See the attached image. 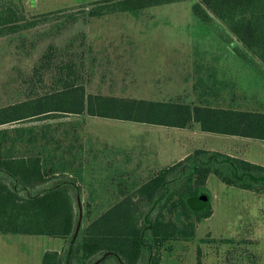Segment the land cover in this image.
I'll return each instance as SVG.
<instances>
[{"label": "trees", "instance_id": "trees-1", "mask_svg": "<svg viewBox=\"0 0 264 264\" xmlns=\"http://www.w3.org/2000/svg\"><path fill=\"white\" fill-rule=\"evenodd\" d=\"M186 1L205 28L211 30L214 22L222 24L229 37L219 33L221 40L227 46L236 45L231 51L264 78V0H101L87 5L86 11L88 18L115 13L137 16L151 7ZM84 9L27 19L21 0H0V39L37 27L79 22ZM207 77L208 82L198 77L202 90L194 104L89 93L85 84L63 83L57 91L0 108V234L48 236L66 242L61 252H44L40 264H160L164 244L193 239L196 224L212 215L210 175L228 186L264 192L263 166L196 149L127 191L85 226L81 221L75 234L82 190L77 180L39 156H11L2 151L14 144L7 128L1 127L48 113L178 129L197 125L207 133L264 140V113L214 105L210 99H218L225 85L213 73Z\"/></svg>", "mask_w": 264, "mask_h": 264}, {"label": "rangeland", "instance_id": "rangeland-1", "mask_svg": "<svg viewBox=\"0 0 264 264\" xmlns=\"http://www.w3.org/2000/svg\"><path fill=\"white\" fill-rule=\"evenodd\" d=\"M21 1L27 19L56 17L79 7L87 9L79 22L54 25L46 33L42 30V35L20 32L0 39L1 103L20 98L13 94V90L24 88L20 77H14L17 71H44L48 67L44 63L39 67L37 58L50 39L62 45L82 39L84 80L89 93L194 104L199 102L202 90L198 77L208 82V74L213 73L217 80L225 78L227 89L210 102L224 107L226 95L235 92L239 84L247 91L250 86L264 88V78L232 55L230 47L236 45L227 46L219 37V33H227L222 24L214 22L211 30L194 29L198 21L189 1L151 7L137 16L115 13L100 18H88L86 10L90 9L87 5L101 0ZM123 124L86 122L97 140H92L96 151L89 158L79 198L83 226L118 201L129 186L147 180L159 156L167 163L198 146L215 150L226 147L223 137L204 132L196 139L175 144L174 137L186 130ZM207 189L212 215L196 224L193 239L164 244L160 264H264V192L228 186L213 175L208 177ZM62 246L66 242L62 245L59 238L0 234V264H40L44 252Z\"/></svg>", "mask_w": 264, "mask_h": 264}, {"label": "crops", "instance_id": "crops-1", "mask_svg": "<svg viewBox=\"0 0 264 264\" xmlns=\"http://www.w3.org/2000/svg\"><path fill=\"white\" fill-rule=\"evenodd\" d=\"M54 25L57 24L37 27L21 33L24 34L27 32H33L36 35L39 32L38 35H42L43 33H46L47 29L54 27ZM203 28L207 29L198 22L195 23V30L202 31ZM57 29L59 28L57 27ZM42 30L43 32L41 34ZM36 40L39 39L36 38ZM192 53H195V51ZM232 55L234 56L235 54L232 52ZM234 57L238 59L237 55ZM37 59H39V67H42V63L48 67L44 69V71H42L40 68L30 69L27 73L17 71L14 77H20L21 84L24 86V88L23 90H20L19 88L18 90H13V94H18L21 96L19 99L10 100L7 103L0 102V108L24 101L29 98H34L44 92L57 91L63 87V83L74 86H83L85 84L81 38L79 40L76 39L75 42H68L64 45L57 44L55 41H51L50 39L45 45L44 51L41 52ZM224 79H220L221 85L227 86V84L224 82ZM14 81L16 80H11L10 82ZM241 84L244 85V82H241ZM240 87L241 86L239 84L235 92H230L228 93L229 95H226L227 99L225 100L226 105L224 108L258 111L264 113V88L259 87L254 89V87L251 88L250 86L249 91H247L246 89ZM225 89H227V87H225ZM225 89H221L220 95H222ZM10 98H12V96H10ZM92 121H112L117 123L120 122L122 124L125 123L123 125H126L127 122L90 117L83 114L74 115L67 113H48L41 116H35L22 122L12 123L1 127L7 128V132H9L8 136L10 135L11 142L14 144L10 150H8V147H6V149L2 148V151H5V153L11 156H39L40 158L44 159L46 164L54 168L56 171L63 172L68 176L74 177L83 189L82 181L88 166L89 158H91L96 151L94 147L95 144L92 142V140H94L93 135L89 133L88 128L86 127V122L90 123ZM149 126L154 127L153 129H156L155 127H162L155 125ZM189 128H184L183 130H186V132H179L174 137L173 141L175 144H180L187 140L189 141L194 139L196 135L203 133V131L198 129L197 125H192ZM189 130H191V133ZM208 134L223 137L225 139V149L215 150L214 148L208 149L198 146L197 148L185 151L183 154L167 163H163L164 157L159 156V160L158 162L155 161V165L153 166L151 174H154L167 166L173 165L196 149L218 151L264 167V154L263 156L259 154L264 153V140L214 133ZM96 140L97 136L95 137L94 141ZM133 188L132 186H129V188L126 190L130 191ZM126 190L124 191L125 193ZM62 250L63 246L57 250L49 251L61 252Z\"/></svg>", "mask_w": 264, "mask_h": 264}, {"label": "water", "instance_id": "water-1", "mask_svg": "<svg viewBox=\"0 0 264 264\" xmlns=\"http://www.w3.org/2000/svg\"><path fill=\"white\" fill-rule=\"evenodd\" d=\"M77 201H78V207H79V218H78V222H77V226H76L75 234L78 232V229H79L80 224H81V205H80V199H79V197H78ZM72 239L74 240V239H75V236H73ZM96 263H97V262H96ZM96 263H95V264H96Z\"/></svg>", "mask_w": 264, "mask_h": 264}]
</instances>
